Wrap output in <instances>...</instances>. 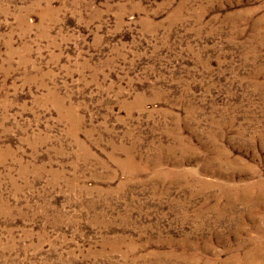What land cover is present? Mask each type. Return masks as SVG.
Segmentation results:
<instances>
[{
    "label": "rangeland",
    "instance_id": "1",
    "mask_svg": "<svg viewBox=\"0 0 264 264\" xmlns=\"http://www.w3.org/2000/svg\"><path fill=\"white\" fill-rule=\"evenodd\" d=\"M0 264H264V0H0Z\"/></svg>",
    "mask_w": 264,
    "mask_h": 264
}]
</instances>
